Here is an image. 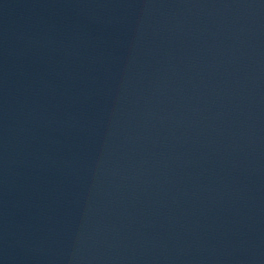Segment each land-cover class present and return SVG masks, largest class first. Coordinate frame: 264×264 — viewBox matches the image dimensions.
Instances as JSON below:
<instances>
[{"label":"water","instance_id":"95a60500","mask_svg":"<svg viewBox=\"0 0 264 264\" xmlns=\"http://www.w3.org/2000/svg\"><path fill=\"white\" fill-rule=\"evenodd\" d=\"M0 264H264V0H0Z\"/></svg>","mask_w":264,"mask_h":264}]
</instances>
